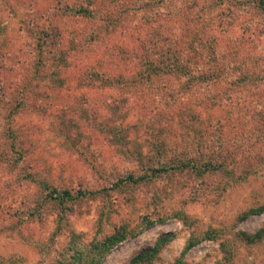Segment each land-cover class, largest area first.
Wrapping results in <instances>:
<instances>
[{
	"label": "rangeland",
	"instance_id": "1",
	"mask_svg": "<svg viewBox=\"0 0 264 264\" xmlns=\"http://www.w3.org/2000/svg\"><path fill=\"white\" fill-rule=\"evenodd\" d=\"M53 42L61 66L42 68L39 52ZM163 62L192 65L194 79L153 73ZM199 137L221 144V170L112 188L175 150L195 152ZM45 181L106 194L60 204ZM263 202L258 0H0V264H86L81 250L143 216L164 219L97 264H127L167 232L175 237L147 264H176L190 235L210 229L216 239H202L181 264H264V240L236 236L264 224V212L238 221Z\"/></svg>",
	"mask_w": 264,
	"mask_h": 264
},
{
	"label": "trees",
	"instance_id": "2",
	"mask_svg": "<svg viewBox=\"0 0 264 264\" xmlns=\"http://www.w3.org/2000/svg\"><path fill=\"white\" fill-rule=\"evenodd\" d=\"M261 5L262 10H264V0H258ZM73 14H80L86 17H93L92 11L86 8H69L67 9ZM53 45V46H52ZM58 42L50 43L48 46L44 45L49 49L48 51L39 52L38 61L40 67L50 66L49 60H53V64L55 67H60L61 65L57 64V61L60 60L61 56L58 53L56 46L58 47ZM43 48V47H42ZM57 51V52H56ZM46 52V55H45ZM159 60H157L158 62ZM60 64V63H59ZM51 67V66H50ZM153 73L157 74L160 70L164 73H168L169 71L173 72H181L185 75L188 80H193L194 77L190 75L191 67L188 65H183L180 63L170 64L164 63L162 65L156 64L152 66ZM59 71V70H57ZM120 77V76H118ZM105 80H114L112 78H104ZM119 79V78H118ZM204 81V78L203 80ZM179 96V94L172 95L174 97L173 104L179 101V98H175ZM232 117H228L225 120L231 121ZM222 120H217L215 126L220 124ZM218 130L216 127L212 129ZM203 141L201 142L200 139ZM197 140V144L195 146V152L188 150H184L183 152L177 153L176 150L172 153V155L168 159L157 160L151 165L145 168V172L140 175L128 174L125 177L117 179L112 185V188H119L121 186H125L127 184H138L142 182H148L154 180L158 177L167 176L169 174L182 173V172H192L195 175L204 178L208 174L217 172L224 167V151L221 144H217L214 142L213 137L210 139L199 137ZM217 139V137H216ZM222 143H224L222 141ZM157 149H160L158 146ZM159 151V150H158ZM41 186H43L46 190H48V197H50L53 201H58L60 204H65L67 202H73L78 200H83L87 197H92L97 194H106V188H102L100 190L91 191V190H83L77 189L73 191L69 188H57L54 187L49 182H41ZM264 212V202L257 206H253L243 212H241L238 216V221H243L252 215H257ZM174 217L181 219L183 223H189V217L184 214L183 211L177 210L174 212ZM164 218H151L149 216L141 217L140 221L135 226H129L124 223L118 227H116L113 232L109 235L105 236L103 239L99 241L92 242L91 246L88 248V251L84 254L83 251H80L81 256H84L86 264H97L99 259H101L106 253L111 251L114 247H116L119 243L125 240L129 236H134L142 232L145 228L149 227L153 223L160 221ZM216 230L210 229L207 230L201 237H197L194 234H191L190 237L186 240L180 255L177 259L176 264H181L182 259L188 253V251L194 247L197 243H199L202 239H216L215 235ZM236 236L247 244H253L256 242H260L264 240V224L261 225L255 232L247 233L245 231H238ZM175 235L173 233H163L155 240L152 248L142 251L135 256H133L127 264H147L153 262L157 254L164 248L170 241L173 239ZM222 252L227 254V250L225 249V243H221ZM224 254V257H225ZM12 264V263H11Z\"/></svg>",
	"mask_w": 264,
	"mask_h": 264
}]
</instances>
